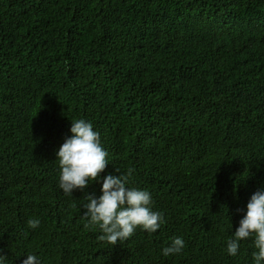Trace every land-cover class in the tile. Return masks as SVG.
Here are the masks:
<instances>
[{
	"label": "trees",
	"instance_id": "obj_1",
	"mask_svg": "<svg viewBox=\"0 0 264 264\" xmlns=\"http://www.w3.org/2000/svg\"><path fill=\"white\" fill-rule=\"evenodd\" d=\"M79 119L108 165L67 195ZM128 169L164 223L113 246L84 205ZM260 190L264 0H0V264H255L254 236L227 244Z\"/></svg>",
	"mask_w": 264,
	"mask_h": 264
},
{
	"label": "clouds",
	"instance_id": "obj_2",
	"mask_svg": "<svg viewBox=\"0 0 264 264\" xmlns=\"http://www.w3.org/2000/svg\"><path fill=\"white\" fill-rule=\"evenodd\" d=\"M70 131L71 137L65 139L56 154L60 167L59 187L67 195H72L75 190L84 191L90 182H99L108 165V153L102 148L100 134L93 130L90 122L84 119L72 121ZM132 173L133 169H128L125 175L109 174L103 178L99 198L86 196L88 203L84 205V215L88 223L85 227L98 226L103 233L98 239L113 246L129 239L137 228L154 233L164 223L162 214L152 210L150 192L127 187ZM39 224V219L28 221L32 229ZM253 236L258 249L253 258L255 264H261L264 261V190L251 196L246 214L239 221L234 237L228 241V254L237 255L240 241ZM184 247L183 239L175 237L171 246L163 249V255L178 254ZM5 259L6 256L0 255V262ZM23 264H39V260L34 255H28Z\"/></svg>",
	"mask_w": 264,
	"mask_h": 264
}]
</instances>
